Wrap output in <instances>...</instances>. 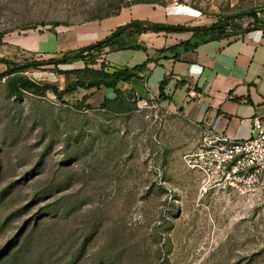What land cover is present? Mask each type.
<instances>
[{
  "label": "rangeland",
  "instance_id": "374dc122",
  "mask_svg": "<svg viewBox=\"0 0 264 264\" xmlns=\"http://www.w3.org/2000/svg\"><path fill=\"white\" fill-rule=\"evenodd\" d=\"M135 1L0 0V57L62 58L12 51L4 39L106 17ZM144 1L203 11L181 24L189 27L214 25L239 9L264 18V1L240 8L216 0ZM234 25L225 23L230 33ZM105 55L96 54L93 66ZM84 65L38 64L23 74L64 89L76 79L67 72ZM6 69L0 63V73ZM8 77L0 78V264H264V190L207 184L189 169L184 155L204 131L169 103L143 101L117 113L96 100L80 107L89 96L83 89L63 98H17Z\"/></svg>",
  "mask_w": 264,
  "mask_h": 264
},
{
  "label": "crops",
  "instance_id": "0c3cea01",
  "mask_svg": "<svg viewBox=\"0 0 264 264\" xmlns=\"http://www.w3.org/2000/svg\"><path fill=\"white\" fill-rule=\"evenodd\" d=\"M244 1L216 0V3L235 7ZM218 10L216 5L211 8L213 13H220ZM201 15L205 17L203 11L189 5L141 3L105 19L39 27L29 30L30 33L8 34L4 40L12 51L58 56L98 43L135 21L178 25ZM191 36V32H144L137 42L148 51L107 49L103 59L106 70L134 68L153 59L147 74L140 72V77L118 84L128 101L138 106L143 101L169 103L176 115L183 116L201 132L214 128L231 138L248 137L254 117L264 115V28L211 39L191 49L179 47L174 52H159ZM163 81H166V100L160 99ZM88 94V101L96 100L99 105L106 98L117 96L113 89L104 87L91 89Z\"/></svg>",
  "mask_w": 264,
  "mask_h": 264
},
{
  "label": "trees",
  "instance_id": "16d2710c",
  "mask_svg": "<svg viewBox=\"0 0 264 264\" xmlns=\"http://www.w3.org/2000/svg\"><path fill=\"white\" fill-rule=\"evenodd\" d=\"M258 1H264V0H258ZM141 3L156 4L149 1L136 0L133 3V5L122 7L115 14L106 17L95 18L90 21L111 17L121 12L124 8H129L136 4H141ZM240 4L241 3L237 4L234 8H240ZM248 11H255V13L252 15H248V17L251 18L253 21L249 23L247 27L236 23L237 20H241L246 17V15L244 14L246 11H241L239 9L238 11H235V13L233 14L226 15L224 19L221 18V20L218 23H215L214 25L218 26L217 28L213 30L196 29L193 32L187 31L186 27L188 26L181 24L171 25V24L145 23L141 21H135L127 25L125 32L118 36H114V37L112 36L116 32L115 31L114 33L107 36L105 39L99 41L98 43L89 46H84L75 51H70L66 53L65 56L79 53L80 56L76 60H84L85 67L80 70L67 72L69 76L72 73H76V79L74 82L69 81V84L64 89H61L57 84L54 83H49V82L40 83L23 74L24 70L28 66L38 65L40 64L41 61L21 63L11 58L0 57V63H4L7 68L5 72L0 73V78L3 76H9L7 79V89L9 93H11L13 96L17 98H21L25 92L39 94V95H44L47 92H53L59 98H63L65 95L73 93L79 89H83L86 91H89L91 89H101L103 87L107 89H113L116 92L117 95L116 98L115 99L106 98L104 102L100 105V108L117 113L131 111L132 110L131 106L134 104L137 105V103L133 101H128L123 96L121 90L118 88V84L120 82H129L136 77H140V72H144L145 74H147L149 71V67H148L149 62H151L153 59H148L145 63L138 65L134 68H122L111 72L106 70V64L104 61L101 63V66L99 68L93 66V64L95 65L98 62L96 54L102 55L103 52L104 53L107 52L106 51L107 49L112 51V50L133 48V49L148 51V48L145 45L137 42V38L142 33L149 31H154V32L165 31L168 33L171 32L192 33V36L189 40L182 41L177 45L159 50L160 53H163L168 50L174 52L178 50L179 47H184L185 49H191L197 47L200 43L206 42L211 39H216L229 35H237L240 33H245L252 30L264 28V18L258 16V10L255 9ZM228 21L230 25L229 27H232L231 25H234V23L232 24V22L235 21V25L233 26L234 30H232L233 33H230L228 31V27L225 26V23ZM60 25H63V23L56 22L54 25L51 26L55 27ZM220 25L223 26L219 27ZM47 26L48 25L46 26L44 25V27ZM89 57H93V59L91 61H88L87 59ZM71 62H73V60L68 61L66 64ZM165 86H166V81H163L161 84V96H160L161 100L168 99V97L164 93ZM87 98L88 97L86 96L83 97L82 101L78 105L80 107H83ZM87 107L92 108L90 105H87Z\"/></svg>",
  "mask_w": 264,
  "mask_h": 264
},
{
  "label": "built area",
  "instance_id": "2783aa9c",
  "mask_svg": "<svg viewBox=\"0 0 264 264\" xmlns=\"http://www.w3.org/2000/svg\"><path fill=\"white\" fill-rule=\"evenodd\" d=\"M183 159L207 184L264 190V115L254 117L246 138H231L214 128L205 129L199 146Z\"/></svg>",
  "mask_w": 264,
  "mask_h": 264
},
{
  "label": "water",
  "instance_id": "95a60500",
  "mask_svg": "<svg viewBox=\"0 0 264 264\" xmlns=\"http://www.w3.org/2000/svg\"><path fill=\"white\" fill-rule=\"evenodd\" d=\"M255 11H246L244 14L246 16L248 15H252L254 14ZM223 25H220L219 27H222ZM218 26L215 25H209V26H199V27H186L187 31H191L193 32L196 29H201V30H213L215 28H217ZM177 28V27H174ZM126 30V26L118 29L112 36H118L122 33H124ZM80 54L79 53H75V54H70V55H66L62 58H56V59H49L46 61H41L40 64H54V65H59V64H63V63H67L68 61H72V60H76L77 58H79Z\"/></svg>",
  "mask_w": 264,
  "mask_h": 264
}]
</instances>
